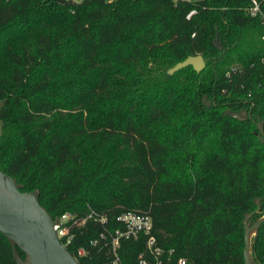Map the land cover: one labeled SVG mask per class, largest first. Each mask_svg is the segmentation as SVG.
<instances>
[{
  "label": "trees",
  "instance_id": "trees-1",
  "mask_svg": "<svg viewBox=\"0 0 264 264\" xmlns=\"http://www.w3.org/2000/svg\"><path fill=\"white\" fill-rule=\"evenodd\" d=\"M256 1L251 17V0H0V170L52 218L138 211L192 264H242L243 219L264 210ZM196 54L199 72L167 73ZM98 230L86 222L65 244L87 250L79 264L104 261L87 244ZM250 258L264 264V222ZM0 264H16L1 234Z\"/></svg>",
  "mask_w": 264,
  "mask_h": 264
},
{
  "label": "water",
  "instance_id": "water-1",
  "mask_svg": "<svg viewBox=\"0 0 264 264\" xmlns=\"http://www.w3.org/2000/svg\"><path fill=\"white\" fill-rule=\"evenodd\" d=\"M187 65L199 72L204 60L200 54L188 55L171 66L167 73ZM245 114L242 111L231 113V116L242 119ZM258 132L264 134L262 124L258 125ZM263 222L264 211L251 224L244 225L242 264H253L250 258L252 236ZM54 224L55 219L39 204L38 192L21 191L16 180L0 170V234L11 246L16 264H79L57 239ZM14 245L23 252V259L17 255Z\"/></svg>",
  "mask_w": 264,
  "mask_h": 264
},
{
  "label": "built area",
  "instance_id": "built-area-1",
  "mask_svg": "<svg viewBox=\"0 0 264 264\" xmlns=\"http://www.w3.org/2000/svg\"><path fill=\"white\" fill-rule=\"evenodd\" d=\"M193 10H190L188 17ZM249 16L254 17L259 13L258 2L251 0V5L247 8ZM264 25V20H262ZM264 42V32L260 35ZM264 61V57L262 59ZM55 219L53 229L56 237L65 247L73 239L75 231L90 222L99 226V230L88 239V246L95 249L97 253L104 254V261L101 264H124L121 259V243L131 241L136 247L135 258L129 264H192L189 260L177 254L173 248H167L158 244L152 234V222L149 215L138 211L122 212L114 217L112 223L108 222L105 213L96 211L86 204L82 215L65 211ZM87 250L83 247L76 249L74 260L83 256ZM78 262V261H77ZM197 264H215L213 262H201Z\"/></svg>",
  "mask_w": 264,
  "mask_h": 264
},
{
  "label": "rangeland",
  "instance_id": "rangeland-1",
  "mask_svg": "<svg viewBox=\"0 0 264 264\" xmlns=\"http://www.w3.org/2000/svg\"><path fill=\"white\" fill-rule=\"evenodd\" d=\"M73 1L77 2V1H79V0H73ZM205 102H206V101H205ZM257 210H258V208H257ZM263 211H264V210H263ZM247 218H248V216H247L246 218H244L245 220L243 219V220H244V221H243L244 225H247L248 223H251V222L253 221V220H252L251 222H250V221H247V220H248Z\"/></svg>",
  "mask_w": 264,
  "mask_h": 264
}]
</instances>
